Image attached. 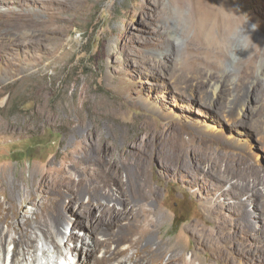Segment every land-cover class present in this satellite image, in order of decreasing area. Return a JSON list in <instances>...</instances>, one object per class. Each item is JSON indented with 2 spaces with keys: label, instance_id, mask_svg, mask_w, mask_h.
Returning <instances> with one entry per match:
<instances>
[{
  "label": "rangeland",
  "instance_id": "rangeland-1",
  "mask_svg": "<svg viewBox=\"0 0 264 264\" xmlns=\"http://www.w3.org/2000/svg\"><path fill=\"white\" fill-rule=\"evenodd\" d=\"M170 2L0 0V184L18 186L17 207L30 217L36 209L30 201L32 182L48 167L67 169L76 182L85 179L89 184L84 185L92 188L96 166L119 162L127 138L146 147L156 133H178L188 157L198 159L204 169L177 168L169 150L158 155L160 177L152 178L159 190L153 207L160 219L155 234L180 247L187 260L197 256L207 262L211 256L199 241L216 242L221 228L241 235L230 195L247 175L225 170L245 161L253 163L264 194V106L247 99V115L229 118L221 111L214 113L210 102L193 98L207 93V76L220 78L205 64L208 47L198 40L193 21L202 16L220 22L213 12L226 7L233 14L229 18L248 19L246 33L264 48V0H178L190 9L182 65L173 56L170 36L179 29L166 16ZM232 21L223 27L235 25ZM218 32L216 38H221ZM259 47L257 56L264 51ZM252 51L238 49L236 54L246 59ZM222 81L227 85L222 95L226 103L237 97L236 84ZM255 85L263 96L264 81ZM254 110L260 114L251 120ZM229 119L238 127L233 128ZM249 195H244L248 217L259 230L264 222L259 208L264 202L258 208L255 196L250 200ZM70 232L66 241H56L64 256L77 245ZM76 233L79 240L85 237L83 231ZM42 243H35L39 254ZM247 244L263 247L264 232L251 233ZM232 253L235 261L230 264H246L245 258Z\"/></svg>",
  "mask_w": 264,
  "mask_h": 264
},
{
  "label": "bare ground",
  "instance_id": "bare-ground-1",
  "mask_svg": "<svg viewBox=\"0 0 264 264\" xmlns=\"http://www.w3.org/2000/svg\"><path fill=\"white\" fill-rule=\"evenodd\" d=\"M213 14L219 16L222 27L220 22L214 23L207 17L199 16L193 21L198 40L208 47L205 50V64L208 68L212 67L217 58L214 48L220 37L216 38V30L219 29L218 33L223 35L226 31L223 25L232 20L231 24L240 22L235 16L229 18L233 14L226 7L221 6ZM192 46L193 44L188 45L187 50L190 51ZM195 56L198 60L199 54ZM205 58L204 55V61ZM250 73V66H245L241 79L235 86L237 97L231 101L223 102L222 95L224 97L227 85L222 78L210 75L205 84L207 93L202 91L193 98L200 97L210 102L214 113L221 111L229 118L246 116L249 110L246 106L247 99L264 106V95H261L260 86L252 82ZM244 85L247 87L243 91ZM259 114L254 110L251 120ZM229 122L233 128L238 127L230 119ZM166 150L175 159L177 168L189 166L190 170L204 169L197 164L198 159L188 157L184 139L178 133H156L154 140L146 147H140L136 139L127 138L119 152L122 156L119 162L96 166L92 188L84 185L88 183L85 179L81 180V184L80 181L76 182L67 169L60 172L54 165L48 167L32 182L31 190L34 194L30 192V201L36 209L31 211L30 217L18 208L20 206L17 207L18 186L12 182L1 183L0 264H72L76 259V264H230L235 261L232 252L245 258L246 264H264V246L247 244L251 233L264 232V222L256 230L254 221L248 217L247 199L244 195L252 192L248 199L255 196L258 208L264 202V194L260 190L262 182L256 178L257 170H254V164L249 161L225 170H239L247 175V178L234 187V194L230 195L232 212L241 222L238 232L241 235L237 234L239 237L233 234L234 231L226 232V229L221 228L220 238L216 242L199 241L198 245L211 256L206 262L197 256L187 260L184 252H179L180 247L168 242L161 233L159 237L156 236L160 219L159 211L153 207L159 198V190L154 186L152 178L160 177V167L155 160L159 154H165ZM238 164L235 163L237 166ZM38 193L41 194L40 198L36 195ZM261 207L260 219L264 221V204ZM67 212L77 219L71 220ZM69 230L70 239L77 240V245L64 256L56 241L59 238L66 241L64 237ZM77 230L84 232L82 240L76 236ZM38 240L43 242L40 254V249L35 244ZM7 244H14L15 248H6ZM98 251L101 252L100 256L96 255Z\"/></svg>",
  "mask_w": 264,
  "mask_h": 264
},
{
  "label": "clouds",
  "instance_id": "clouds-1",
  "mask_svg": "<svg viewBox=\"0 0 264 264\" xmlns=\"http://www.w3.org/2000/svg\"><path fill=\"white\" fill-rule=\"evenodd\" d=\"M166 16L175 20L178 25V33L170 36L173 42V56L177 65H182L186 55L187 35H190V9L185 3L181 5L178 0H171L166 9ZM248 22L245 19L236 23L227 29L219 39L216 46L217 58L209 69L211 72L225 79L229 85L239 83L241 73L245 66H250L252 82L264 81V51L260 55H255V48L259 47L254 44L249 34L246 33L244 26ZM257 25L251 26L255 30ZM253 51L246 59L240 58L236 53L238 49ZM260 48V47H259ZM264 50V48H260ZM154 56L162 58L159 53H153Z\"/></svg>",
  "mask_w": 264,
  "mask_h": 264
}]
</instances>
